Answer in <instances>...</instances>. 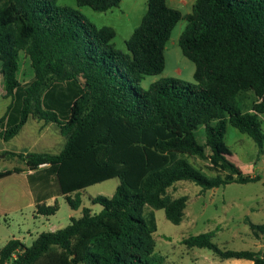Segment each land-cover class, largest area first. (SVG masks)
<instances>
[{
	"label": "trees",
	"instance_id": "trees-1",
	"mask_svg": "<svg viewBox=\"0 0 264 264\" xmlns=\"http://www.w3.org/2000/svg\"><path fill=\"white\" fill-rule=\"evenodd\" d=\"M58 1L0 0V77L12 100L0 119V139L10 141L30 119L57 125L66 138L57 155L5 154L34 171L28 181L38 215L57 214V203L46 204L54 197L65 196L77 210L83 190L115 178L120 185L112 198H92L100 213L84 208L82 217L40 234L30 247L11 240L0 250V264H163L155 255L153 210L180 225L188 203V197L169 196L170 188L181 181L203 191L262 181L230 161L225 136L231 124L264 151L258 116L264 114V0H197L188 16L167 0H148L141 25L126 42L128 52L114 45L113 28L98 27ZM121 2L77 0L98 12ZM184 19L179 45L196 66L195 84L164 78L144 89L146 76L164 72L166 45ZM22 56L31 73L21 80ZM250 93L257 100L245 111L241 97ZM190 158L209 161L217 176ZM21 172L1 171L0 180ZM246 224L264 247V224ZM183 243L211 250L222 261L264 264V249H222L210 234Z\"/></svg>",
	"mask_w": 264,
	"mask_h": 264
},
{
	"label": "rangeland",
	"instance_id": "rangeland-1",
	"mask_svg": "<svg viewBox=\"0 0 264 264\" xmlns=\"http://www.w3.org/2000/svg\"><path fill=\"white\" fill-rule=\"evenodd\" d=\"M59 6H69L78 9L90 21L98 27H111L116 32L113 40L116 48L128 52L126 41L133 34L135 22H130L132 16V0H125L123 5L106 12H98L91 7H79L77 0H59ZM187 21H180L172 33V38L167 45L165 54L166 68L164 72L156 76H146L142 86L149 89L150 85L163 78H180L186 82L195 84L194 74L196 66L182 53L179 38L185 30ZM20 78L28 79L30 72L29 63L22 56ZM24 73L27 75L24 76ZM256 98L253 94H245L241 101L245 111H250ZM11 98H5V91L0 77V115H2ZM254 113V112H252ZM264 131V114H258ZM41 130V132H40ZM58 138V139H57ZM205 136L202 130L199 133V142L204 143ZM66 139L57 125L46 124L30 119L23 131L10 142L0 141V170H11L14 167L27 169L19 158L8 157L5 151L21 152L23 150L34 153L59 154L64 148ZM225 143L232 151L229 157L246 176H260L262 181L248 184L232 183L217 189L203 191L193 182L181 181L168 190L173 199L188 197L185 217L180 225L172 224L165 215L164 210H153L158 230L154 234L156 247L155 255L163 258V264H231V261L220 260L211 250L189 249L184 245V240L202 234H210L212 240L220 248L235 251H263L262 240L254 236L247 219L253 224H264V151L259 153L256 143L248 135L242 134L231 124L227 127ZM4 150V151H3ZM207 154L211 151L207 149ZM191 163L203 171L209 177L217 176L218 172L212 169L209 161L198 158H190ZM225 176V173H222ZM120 185L118 178L97 184L82 192V199L86 207L93 208L94 214L101 212L100 205H93L91 199L97 196L112 198ZM60 205L56 220L68 221L71 208L64 198H60ZM235 203V206L234 204ZM226 205L223 207V205ZM234 207H228L232 205ZM203 205H207L206 213H201ZM249 209H253L246 217ZM152 209H147V215ZM20 213V212H19ZM25 215H30V209L23 210ZM20 215V214H19ZM18 214H10L9 223L17 222ZM0 222H4L3 220ZM64 222V223H65ZM4 224V223H3ZM4 225L0 223V241L4 236ZM11 232V231H8ZM7 232V234H8ZM37 234H34L36 236ZM33 244L28 243V247ZM1 245V242H0Z\"/></svg>",
	"mask_w": 264,
	"mask_h": 264
},
{
	"label": "crops",
	"instance_id": "crops-1",
	"mask_svg": "<svg viewBox=\"0 0 264 264\" xmlns=\"http://www.w3.org/2000/svg\"><path fill=\"white\" fill-rule=\"evenodd\" d=\"M124 1L125 0H122L121 5H123ZM196 3H197V0H167V5L170 8L178 10L179 12H181L183 16H188V15L192 14ZM131 10H132V16L129 18V21L135 22V25H134L133 31H132L134 33V31L141 25L142 20L147 13L148 0H132ZM183 21H187V20L184 19ZM187 25H188V22H187V24H185V26L187 27ZM186 27H185V29H186ZM171 38H172V35H171ZM180 38H181V36H180ZM180 38H179V40H180ZM170 40H169V42H170ZM168 43H167V45H168ZM167 45H166V49H165V54L167 51ZM174 78H176V77H174ZM177 79H180V78H177ZM6 99H8V98H6ZM11 102H12V100H11ZM11 102H10V104H11ZM10 104L8 105L6 111L2 115H0V119L6 115ZM51 125H55V124H51ZM23 128L21 129V131H23ZM20 132H19V134H20ZM40 132H41V130H40ZM13 139H11L10 141H12ZM0 141H4V140L0 139ZM10 141H7V142H10ZM4 142H6V141H4ZM7 152H10V151H7ZM61 152L62 151H60V153ZM12 153L28 154V153H34V152H29V151L23 150L21 152H12ZM43 153H47V152H43ZM49 154H51V153H49ZM53 155H57V154H53ZM42 167H44V166H42ZM14 168H16V167H14ZM1 171H6V170H0V172ZM33 172L34 171H32V170L23 169V172H21V173H14L13 175H11L9 177H6V178L0 180V221H2V220L4 221V222H0V223H2V225H4V229H5L4 236L2 237L3 239H1V241H0L1 242L0 250L2 248H4L8 244V242H10L11 240H19L24 245L28 246V243L30 241L34 242L36 240V238L42 233L56 232L60 229L67 227L70 224L71 218L82 217L83 209L89 208V207L85 206L83 199H82V205L79 209L73 210L69 206L71 208V214L69 215L68 221H66V222L64 221L65 223L61 222L62 220H56V217H57L59 211L54 216H50V217L38 215L36 212V203H35L33 193L31 191L29 181H28V175L32 174ZM61 197L65 199V196L54 197V198L46 201V204L48 206H53V205H55V203H57L61 209L62 206L60 205V201H59V199ZM233 204L235 206V203H233ZM233 204L229 205L228 207H234ZM225 206L226 205L224 204L223 207H225ZM25 208L30 209V215H25L23 213V210ZM89 209L94 214L93 208H89ZM206 209H207V205H203L201 208V213L205 214ZM251 212H253V209H249L247 211V213H246L247 218ZM12 213H14L15 215L18 214V219H17L18 221L13 223L14 224L13 227H12V223H9L7 221V218ZM8 231H11V232H8ZM7 232H8V234H7ZM34 234H37V235L34 236ZM226 261H231V264H253V262L249 261V260L229 259Z\"/></svg>",
	"mask_w": 264,
	"mask_h": 264
}]
</instances>
